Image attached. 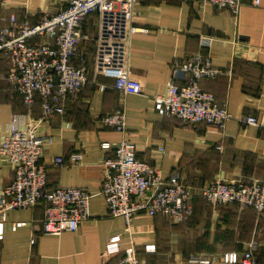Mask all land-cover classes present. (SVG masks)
Listing matches in <instances>:
<instances>
[{"label":"crops","instance_id":"1","mask_svg":"<svg viewBox=\"0 0 264 264\" xmlns=\"http://www.w3.org/2000/svg\"><path fill=\"white\" fill-rule=\"evenodd\" d=\"M243 1L236 23L232 11L209 3L139 0L134 9L135 24L150 31L132 39L131 72L142 82L143 93H120L113 88V79L99 76L94 83L91 73L92 82L74 100L67 115L46 121L41 127V135L53 139L41 159L48 170L45 190L75 187L88 191L90 218L77 232L51 236L39 231L43 203L33 209L10 211L5 237L0 242V264H121L125 252L105 256L107 243L117 235L126 243L133 238L144 264H188L192 254H203L213 258L215 264H223L224 253H241L248 241L257 238L262 249L259 259L264 264V215L258 218L252 209H247L250 207L240 210L236 206H220L215 212L199 194L217 176L248 184L264 183V129L244 122L247 116L264 121V0L259 6L254 0ZM68 2L0 0V29L13 14L33 25L43 13H54ZM94 27L91 21L83 27L88 39L80 45L91 70L97 37ZM202 39L209 45L201 47ZM198 53L209 56L222 71L215 79H203L201 86L233 114L224 130L205 123L185 125L177 118L160 115L155 107L154 97L165 94L172 80L178 85L186 83L185 73L174 74L175 65ZM9 70V61L1 57L2 127L13 114L29 112L5 78ZM118 109H124L127 116L125 135L98 123L100 117ZM41 114L40 105L35 103L33 117ZM124 137L136 145L137 158L159 169L165 180L177 173L193 187L194 214L188 222L177 225L161 215L152 217L139 212L129 235L123 218L109 216L102 195L103 164L115 153L113 149L104 150L102 144L116 143ZM160 148L164 151L160 152ZM77 152L84 155L78 165L70 161ZM58 156L64 158L62 167L55 165ZM14 178L13 167L0 156V193ZM16 223L25 225L14 230ZM34 236L36 244L32 246ZM147 245H155L156 251L148 253Z\"/></svg>","mask_w":264,"mask_h":264},{"label":"built area","instance_id":"2","mask_svg":"<svg viewBox=\"0 0 264 264\" xmlns=\"http://www.w3.org/2000/svg\"><path fill=\"white\" fill-rule=\"evenodd\" d=\"M209 3L219 9L232 11L238 23L243 0H194ZM139 0H69L64 8L54 13L45 12L35 24L20 20L13 14L0 29V57L10 63L6 79L28 108L27 114H13L5 127L0 125V156L13 167L15 178L0 193V242L5 237L8 213L18 209H33L46 202L39 231L45 235L59 236L65 232H77L90 214L91 194L80 188L67 187L46 191L47 167L41 163L44 150L53 144L52 138L41 135L42 124L66 114L69 102L74 101L85 87L97 77L115 81L113 88L126 95H141L142 82L132 77V39L149 29L135 24L134 9ZM261 0H254L259 6ZM96 15L97 37L93 57V69L88 58L80 52V45L88 36L83 26L88 17ZM7 18L2 17V21ZM202 39L201 47L208 46ZM187 75L186 83L171 81L163 95L154 97L160 115L179 119L183 124L211 125L224 130L234 116L227 105L217 103L213 93L201 86L203 79H215L222 71L214 66L209 56L198 53L184 63H177L174 74ZM102 86V89H106ZM41 100L42 114L33 117L36 98ZM244 122L264 129V121L247 116ZM98 123L125 135L127 116L124 109L102 116ZM104 150L113 149L115 156L104 160L102 195L109 216L123 218L126 232L132 235L135 215L146 212L152 217L163 216L174 224L187 222L194 214L193 187L174 173L165 180L159 169L148 161L137 158V147L126 137L116 143H103ZM164 149L160 148V152ZM84 155H71L73 164H81ZM64 158H55V165L62 167ZM206 203L216 210L220 206L234 205L243 210L252 207L258 217L264 215V183L242 180L214 181L199 190ZM16 223L13 229L24 226ZM36 244L35 236L31 245ZM261 243L252 238L240 253L232 251L221 256L223 264H262L259 259ZM146 251H156L155 245H147ZM125 252L121 264H144L139 258L133 238L126 243L120 235L112 237L106 245L105 256ZM188 264H215L213 258L192 254Z\"/></svg>","mask_w":264,"mask_h":264},{"label":"trees","instance_id":"3","mask_svg":"<svg viewBox=\"0 0 264 264\" xmlns=\"http://www.w3.org/2000/svg\"><path fill=\"white\" fill-rule=\"evenodd\" d=\"M96 15H92V16H90V17H88V19H87V21L85 22V24H84V26L83 27H85V25H87L88 24V22L89 21H91L92 23H94V30H96L97 31V28H96ZM1 58V57H0ZM6 77V76H5ZM23 99V98H22ZM36 104H39L40 105V107H41V105H42V103H41V100L39 99V97H37L36 98ZM73 104H74V101H72L69 105H68V107H67V110H66V114L65 115H67V112H68V110L73 106ZM116 111V110H115ZM42 206H43V211L45 210V208H46V206H47V204H46V202H44L43 204H42ZM229 206H234V205H229ZM229 206H221V207H229ZM246 209V208H245ZM247 209H252L254 212H255V214H256V216L258 217V215H257V212L255 211V209H253L252 207H250V208H247ZM244 210V209H243ZM258 218H261V217H258ZM166 219V218H165ZM169 221V220H168ZM189 221V220H188ZM187 221V222H188ZM169 222H171V221H169ZM172 223V222H171ZM184 223H186V222H184ZM184 223H180V224H177V225H181V224H184ZM174 224V223H173ZM261 250L262 249H260L259 250V253H258V255H259V257H260V252H261ZM141 259V258H140Z\"/></svg>","mask_w":264,"mask_h":264}]
</instances>
